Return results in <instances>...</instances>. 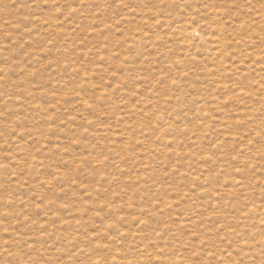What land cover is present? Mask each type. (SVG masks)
<instances>
[{
    "label": "rangeland",
    "instance_id": "obj_1",
    "mask_svg": "<svg viewBox=\"0 0 264 264\" xmlns=\"http://www.w3.org/2000/svg\"><path fill=\"white\" fill-rule=\"evenodd\" d=\"M0 264H264V0H0Z\"/></svg>",
    "mask_w": 264,
    "mask_h": 264
}]
</instances>
